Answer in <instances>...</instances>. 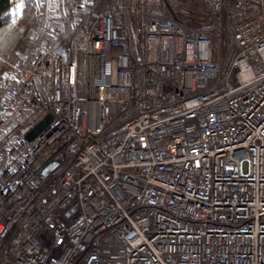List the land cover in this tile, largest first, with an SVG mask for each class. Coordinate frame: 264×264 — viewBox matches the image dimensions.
<instances>
[{
  "label": "built area",
  "instance_id": "2783aa9c",
  "mask_svg": "<svg viewBox=\"0 0 264 264\" xmlns=\"http://www.w3.org/2000/svg\"><path fill=\"white\" fill-rule=\"evenodd\" d=\"M38 2L0 78L1 125L37 115L0 141V264H264V0Z\"/></svg>",
  "mask_w": 264,
  "mask_h": 264
},
{
  "label": "trees",
  "instance_id": "16d2710c",
  "mask_svg": "<svg viewBox=\"0 0 264 264\" xmlns=\"http://www.w3.org/2000/svg\"><path fill=\"white\" fill-rule=\"evenodd\" d=\"M42 10L38 0H0V34L9 35L7 43L0 48V78L4 76V73L19 74L32 56L42 51V45H39L37 50L27 58L18 53L23 37L41 17ZM47 39L48 37L45 36L44 41ZM36 119V114L24 112L1 125L0 118V141L8 139L19 127L34 123Z\"/></svg>",
  "mask_w": 264,
  "mask_h": 264
},
{
  "label": "water",
  "instance_id": "95a60500",
  "mask_svg": "<svg viewBox=\"0 0 264 264\" xmlns=\"http://www.w3.org/2000/svg\"><path fill=\"white\" fill-rule=\"evenodd\" d=\"M51 117L47 116L44 118L42 122L37 123L27 134L26 138L27 140H31L38 132L41 131V129L44 127V125L48 122H50ZM73 210H70L68 213H66V217H69L72 214Z\"/></svg>",
  "mask_w": 264,
  "mask_h": 264
},
{
  "label": "rangeland",
  "instance_id": "374dc122",
  "mask_svg": "<svg viewBox=\"0 0 264 264\" xmlns=\"http://www.w3.org/2000/svg\"><path fill=\"white\" fill-rule=\"evenodd\" d=\"M12 34H13V33H12ZM12 34H11L10 36H12ZM8 38H9V35H8V34H6V33H4V34H0V48H1L2 46H4V45L7 43ZM20 45H21V43H20ZM20 45H19V47H18V53H19V51H20ZM19 55H20V53H19ZM6 74H7V73H6ZM3 75H5V73H4Z\"/></svg>",
  "mask_w": 264,
  "mask_h": 264
}]
</instances>
